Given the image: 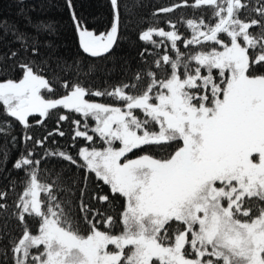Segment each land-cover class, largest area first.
Masks as SVG:
<instances>
[{
  "label": "snow or ice",
  "instance_id": "6c2138e0",
  "mask_svg": "<svg viewBox=\"0 0 264 264\" xmlns=\"http://www.w3.org/2000/svg\"><path fill=\"white\" fill-rule=\"evenodd\" d=\"M46 5L0 20V264H264V0L147 28L140 0H103L99 34L64 0L72 57ZM122 40L145 47L109 83Z\"/></svg>",
  "mask_w": 264,
  "mask_h": 264
},
{
  "label": "trees",
  "instance_id": "16d2710c",
  "mask_svg": "<svg viewBox=\"0 0 264 264\" xmlns=\"http://www.w3.org/2000/svg\"><path fill=\"white\" fill-rule=\"evenodd\" d=\"M140 2L143 4V8L140 10L142 12L143 20H144L143 27L147 28L152 23L153 20L152 13L156 10V8L167 7L174 3H180V0H140ZM74 3L76 4L78 14L86 18L90 30H94L97 34L105 30L107 13L103 7V0H74ZM35 7H36V0H0V20L7 21L9 23H16L21 28H23L25 23L24 21L25 16L31 15L33 18L36 17L37 11H32V9ZM194 11L195 10L192 8L182 7L171 14H161L160 17H158L157 19L162 21L169 18L173 20H178L181 17L191 18ZM40 14L50 18L53 22L60 23L61 25L60 34L57 37H54V39L56 43L60 46V51L64 56L72 57L75 56L78 52H80L79 38L76 31L71 26L68 10L64 6V0H47V5L44 8V11ZM196 14L199 15L200 14L199 11H196ZM206 14L211 15V10L208 9L206 11ZM160 26L165 27L166 30H168L166 25H164L163 23H161ZM179 30L181 33H185L187 35L185 27L180 26ZM154 39H156L158 42L161 40L160 37H154ZM137 44L138 47L134 48L130 46L126 40H122L120 42L119 46L115 49V56L117 58V62L116 63H113L112 61L107 62V67L113 69L112 74L109 77H107L109 83L118 82L122 79L120 65L124 61L131 62L132 67L135 68L136 63L138 62L137 51L140 48L145 47V45L142 42H137ZM147 47L149 48L150 51L152 50L151 45H147ZM164 50L165 49L163 48L159 50L161 55L163 54ZM181 50H184L182 45H181ZM98 78H99L98 82H100V80H102L103 78L102 74H98ZM94 99L96 100V102L117 103V104L119 103L112 101L111 98H94ZM47 126L49 129L55 127L54 120L48 121ZM62 127L66 131L69 130V126L66 123L63 124ZM37 131H39V129H37ZM56 139L60 142L61 145L65 144V138L56 137ZM86 143L87 142L85 140L79 139L77 141L76 148H72L70 150L75 155V153L78 151V149L81 146H86ZM11 155L12 158L14 159L16 153L13 152L11 153ZM51 163L60 164L62 162L53 160L51 161ZM11 166H12L11 162H9L8 168L10 169ZM72 171L75 172L76 169L73 168ZM83 175L84 173L83 171H81L80 176L83 177ZM82 186H83V181L81 180V187ZM18 191L19 189H16V192ZM99 191H100L99 189L95 188V184H91L86 198H90L95 192H99ZM107 192H108V188L107 186H104L103 192L101 194ZM12 195H14V193ZM93 204L99 206L97 201H93ZM103 207H107V205H104ZM117 207H119V204H117Z\"/></svg>",
  "mask_w": 264,
  "mask_h": 264
},
{
  "label": "rangeland",
  "instance_id": "374dc122",
  "mask_svg": "<svg viewBox=\"0 0 264 264\" xmlns=\"http://www.w3.org/2000/svg\"><path fill=\"white\" fill-rule=\"evenodd\" d=\"M87 144V143H86Z\"/></svg>",
  "mask_w": 264,
  "mask_h": 264
}]
</instances>
